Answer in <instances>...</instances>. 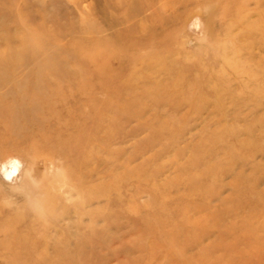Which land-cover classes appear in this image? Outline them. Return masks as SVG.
Returning a JSON list of instances; mask_svg holds the SVG:
<instances>
[{"label":"rangeland","instance_id":"obj_1","mask_svg":"<svg viewBox=\"0 0 264 264\" xmlns=\"http://www.w3.org/2000/svg\"><path fill=\"white\" fill-rule=\"evenodd\" d=\"M9 159L0 264H264V0H0Z\"/></svg>","mask_w":264,"mask_h":264},{"label":"water","instance_id":"obj_2","mask_svg":"<svg viewBox=\"0 0 264 264\" xmlns=\"http://www.w3.org/2000/svg\"><path fill=\"white\" fill-rule=\"evenodd\" d=\"M22 169V163L15 159H10L6 164H0V179L5 182L15 180Z\"/></svg>","mask_w":264,"mask_h":264},{"label":"bare ground","instance_id":"obj_3","mask_svg":"<svg viewBox=\"0 0 264 264\" xmlns=\"http://www.w3.org/2000/svg\"><path fill=\"white\" fill-rule=\"evenodd\" d=\"M196 20H198L199 22L201 21V22H203V18L202 17H200V16H198V18L196 19ZM20 155V154H19ZM10 156H12V155H9V156H6L4 159H6V158H8V157H10ZM16 157V156H15ZM18 157V156H17ZM20 157V156H19ZM13 158V157H12ZM10 160V159H9ZM18 160V159H17ZM4 164H6V163H4ZM22 170H24L23 168H22ZM22 172L20 171V175L22 176V174H21ZM24 173V172H23ZM19 175V176H20ZM19 176L17 177V178H19ZM15 179V181L16 180H18V179ZM21 178V177H20ZM14 181V180H13ZM5 183H7V182H5ZM9 183V182H8ZM65 186H61L60 188H59V190L60 191H62L63 193L65 192H67V193H69L70 194V196L73 194V190H75V189H73L72 187H69V188H67L68 186H66V188L67 189H65L64 188ZM73 196V195H72ZM67 253V252H66ZM66 253L64 252V253H61V255L63 254V255H66ZM74 254H76L77 256H79V260H77V264H81V243L79 244V246H78V248L75 250V252H73Z\"/></svg>","mask_w":264,"mask_h":264}]
</instances>
